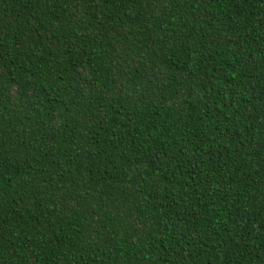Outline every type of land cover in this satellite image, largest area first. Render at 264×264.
Returning a JSON list of instances; mask_svg holds the SVG:
<instances>
[{"label": "trees", "instance_id": "16d2710c", "mask_svg": "<svg viewBox=\"0 0 264 264\" xmlns=\"http://www.w3.org/2000/svg\"><path fill=\"white\" fill-rule=\"evenodd\" d=\"M0 264H264V0H0Z\"/></svg>", "mask_w": 264, "mask_h": 264}]
</instances>
